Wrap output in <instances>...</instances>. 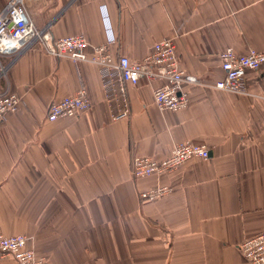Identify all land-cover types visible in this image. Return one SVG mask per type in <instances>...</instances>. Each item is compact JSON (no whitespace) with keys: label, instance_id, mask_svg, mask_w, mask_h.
Masks as SVG:
<instances>
[{"label":"crops","instance_id":"1","mask_svg":"<svg viewBox=\"0 0 264 264\" xmlns=\"http://www.w3.org/2000/svg\"><path fill=\"white\" fill-rule=\"evenodd\" d=\"M27 11L56 38L84 35L88 55L107 29L115 59L141 60L172 39L179 68L211 81L223 78L225 49L264 51V0H32ZM155 85L115 86L108 102L94 65L39 45L22 53L0 77V93L23 102L0 123V234L25 236L44 264H249L238 247L264 234V66L247 71L244 93L184 85L188 105L176 112L156 107ZM80 87L91 109L47 121L49 106ZM124 104L129 115L111 120ZM185 141L209 158L131 177L133 158L161 161ZM158 187L171 192L140 198Z\"/></svg>","mask_w":264,"mask_h":264},{"label":"built area","instance_id":"2","mask_svg":"<svg viewBox=\"0 0 264 264\" xmlns=\"http://www.w3.org/2000/svg\"><path fill=\"white\" fill-rule=\"evenodd\" d=\"M32 0H5L0 10V60L7 58L8 63L0 61V77L6 69L27 49L39 45L47 55L54 58L68 59L73 63L87 62L94 65L99 73L100 83L107 101L114 100L111 90L118 86L123 93L126 85H137L141 81L155 83L153 100L161 111H179L187 107L188 94L184 85H200L220 91L244 93V77L247 71H255L264 66V51L250 50L247 54H238L227 48L219 54L223 78L211 81L205 77L189 75L179 68L176 46L172 39L154 43L141 60L131 61L126 56L117 59L110 54L108 47L114 43V37L107 29V41L90 47L84 35H69L56 38L50 26L38 28L28 14L27 7ZM264 100V97H262ZM91 101L85 87L75 93L53 102L46 119L54 122L62 118H75L91 109ZM23 107V102L8 89L0 93V123L9 113H16ZM129 115L128 106L114 112L111 120H119ZM209 149L204 144L185 141L177 143L170 156L157 161L152 157H135L131 162L130 174L133 179H142L174 172L190 159L209 158ZM169 187H158L140 193V198L154 201L169 194ZM27 238L23 235L4 236L0 234V258L13 257L18 264H44V259L37 257L32 249L27 248ZM242 257L249 264H264V234L245 240L238 247Z\"/></svg>","mask_w":264,"mask_h":264}]
</instances>
